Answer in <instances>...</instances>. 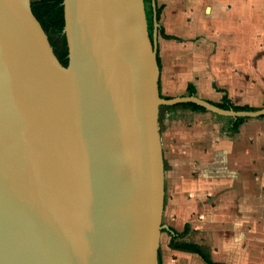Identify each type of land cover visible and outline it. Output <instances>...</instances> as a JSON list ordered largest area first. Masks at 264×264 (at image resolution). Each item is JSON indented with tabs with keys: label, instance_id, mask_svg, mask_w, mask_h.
Returning a JSON list of instances; mask_svg holds the SVG:
<instances>
[{
	"label": "water",
	"instance_id": "95a60500",
	"mask_svg": "<svg viewBox=\"0 0 264 264\" xmlns=\"http://www.w3.org/2000/svg\"><path fill=\"white\" fill-rule=\"evenodd\" d=\"M62 65L31 0L0 4V264H159L157 22L145 0H64Z\"/></svg>",
	"mask_w": 264,
	"mask_h": 264
},
{
	"label": "crops",
	"instance_id": "0c3cea01",
	"mask_svg": "<svg viewBox=\"0 0 264 264\" xmlns=\"http://www.w3.org/2000/svg\"><path fill=\"white\" fill-rule=\"evenodd\" d=\"M149 2L158 24L163 97L193 95L211 103L227 97L264 109V0ZM160 130L166 228L187 229L180 239L201 244L216 262L250 264L251 238L264 239L258 232L264 223V113L164 104ZM170 241L167 231L164 264H210Z\"/></svg>",
	"mask_w": 264,
	"mask_h": 264
},
{
	"label": "trees",
	"instance_id": "16d2710c",
	"mask_svg": "<svg viewBox=\"0 0 264 264\" xmlns=\"http://www.w3.org/2000/svg\"><path fill=\"white\" fill-rule=\"evenodd\" d=\"M31 1H32L33 12L36 15V17L39 19V21L41 22L43 27L45 28V30L51 31L53 29H63L64 28L65 23H66L64 0H31ZM148 27H149L150 35L152 39H154L155 20H154L153 14L148 15ZM158 61L161 67L162 62H161V56H160L159 51H158ZM69 62H70V57L67 54L62 58L61 63L63 66L68 67ZM190 93L191 94L196 93V88L193 85H190ZM213 103L225 109H231V108H234L235 110H242V109L258 110L259 109V108L252 107V106L235 105L227 97L225 98L223 102H213ZM177 105L192 107L194 109L206 110L205 106L200 105L193 101L181 102V103H177ZM241 119L243 118L242 117L239 118L238 121H240ZM166 229H168L171 233V241H170L171 247L176 248V249L188 250L192 252H198L210 264H224V263L214 261L210 253L201 244L196 243V242L183 241L182 239H180V237L183 236L187 232V229L183 232H179L175 228H165L164 230ZM159 264H162L160 255H159Z\"/></svg>",
	"mask_w": 264,
	"mask_h": 264
},
{
	"label": "rangeland",
	"instance_id": "374dc122",
	"mask_svg": "<svg viewBox=\"0 0 264 264\" xmlns=\"http://www.w3.org/2000/svg\"><path fill=\"white\" fill-rule=\"evenodd\" d=\"M145 5H146V11L147 14L150 15L151 14V9H150V2L149 0H145ZM48 34V38L49 41L53 47L54 53L56 54V56L58 57V59L61 61L62 58L68 54L69 56V44H68V39L67 36L64 32V28L63 29H53L51 31H47ZM164 108V104L161 105L160 107V112L161 110ZM162 223L165 225V221L162 219ZM252 229H258L257 226L254 225V223L251 224ZM261 229H259L258 232L260 233H264V223H262L260 225ZM166 228V226L163 228L162 234H161V242H160V247H159V253H162V249L163 246L166 245V242H164V237L167 234V231H169L168 229L164 230ZM252 233H257L256 231H253ZM171 234V233H170ZM255 235H252V237H254ZM225 242V240H222ZM218 249V248H216ZM250 249H251V254L249 255L250 257V264H264V239L256 237V238H251L250 240ZM227 249L224 248H220L219 251H223L225 252ZM217 251L218 255L221 256L220 252ZM162 261V258H161ZM162 264L163 261H162Z\"/></svg>",
	"mask_w": 264,
	"mask_h": 264
},
{
	"label": "bare ground",
	"instance_id": "6f19581e",
	"mask_svg": "<svg viewBox=\"0 0 264 264\" xmlns=\"http://www.w3.org/2000/svg\"><path fill=\"white\" fill-rule=\"evenodd\" d=\"M4 3V0H0V4H3Z\"/></svg>",
	"mask_w": 264,
	"mask_h": 264
}]
</instances>
